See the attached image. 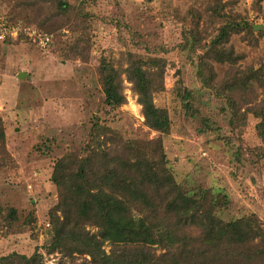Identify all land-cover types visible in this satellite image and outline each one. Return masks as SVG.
<instances>
[{"label": "trees", "instance_id": "trees-1", "mask_svg": "<svg viewBox=\"0 0 264 264\" xmlns=\"http://www.w3.org/2000/svg\"><path fill=\"white\" fill-rule=\"evenodd\" d=\"M94 1L14 0L18 14L6 18L20 17L47 32L67 25L72 35L61 50L88 62L95 44L91 19L97 15L89 8ZM225 4L211 0L202 11L189 5L181 16L186 20L182 39L174 47L194 63L201 85L224 102L230 134L200 114L193 102L195 92L181 76L174 85L183 112L199 117L198 132L215 131L231 143L240 137L250 114L264 143V95L257 100V93H264V60L254 66L245 46L238 45L246 40L253 46L264 29L255 34L249 18ZM252 7L264 17L261 0H252ZM108 19L125 26L132 45L144 52L128 47L112 59L100 50L95 70L104 103L115 108L126 101V79L144 124L158 134L127 139L101 131V140L55 159L50 178L56 201L48 210V249L62 256L84 255L82 264H264V222L259 215L250 211L225 218L222 211L229 199L222 187L187 189L170 167L164 139L170 134L171 118L168 109L154 100L156 80L161 83L167 64V48L159 45L156 51L122 19ZM234 151L239 161L240 146ZM0 153L7 154L1 118ZM0 225L21 229L15 207L0 208ZM0 264H43L42 254L37 248L29 254L11 250L0 255Z\"/></svg>", "mask_w": 264, "mask_h": 264}, {"label": "rangeland", "instance_id": "rangeland-1", "mask_svg": "<svg viewBox=\"0 0 264 264\" xmlns=\"http://www.w3.org/2000/svg\"><path fill=\"white\" fill-rule=\"evenodd\" d=\"M209 1L95 0L89 7L97 16L91 19L95 44L88 62L68 57L61 50L72 35L67 25L51 31L52 41L45 46L24 37L0 41V118L7 149V154L0 153V208L15 207L21 223V229L0 225V255L11 250L29 254L37 248L43 264H82L84 255L62 256L48 249V210L56 201V187L50 178L53 162L69 150H81L101 140V131L127 139L158 134L144 124L140 104L126 79V101L115 108L104 103L95 70L100 50L112 59L128 47L144 52L132 45L125 26L109 21L110 17L122 19L137 30L156 51L159 45L167 48V64L161 83L156 80L154 100L168 109L171 118L164 146L175 177L190 190L198 185L222 187L229 199L222 211L225 218L255 211L264 222V143L254 128L256 119L249 114L240 137L231 143L215 131L198 132L199 117L183 112L179 89L174 85L181 76L193 88V102L200 114L230 134L224 102L201 85L194 63L174 47L182 39L181 16L188 6L202 11ZM225 2V8L249 18L255 34L264 29L263 14L252 7V0ZM14 4V0H0V14L15 17L18 11ZM257 38L253 46L246 40L238 44L248 50L247 59L253 60L254 66L264 60V33ZM21 71L25 75L19 76ZM257 94V100L264 95L260 91ZM237 145L239 161L235 159Z\"/></svg>", "mask_w": 264, "mask_h": 264}, {"label": "built area", "instance_id": "built-area-1", "mask_svg": "<svg viewBox=\"0 0 264 264\" xmlns=\"http://www.w3.org/2000/svg\"><path fill=\"white\" fill-rule=\"evenodd\" d=\"M8 37H24L33 43L45 46L50 43L52 33L20 21H10L5 15L0 14V41H4Z\"/></svg>", "mask_w": 264, "mask_h": 264}, {"label": "water", "instance_id": "water-1", "mask_svg": "<svg viewBox=\"0 0 264 264\" xmlns=\"http://www.w3.org/2000/svg\"><path fill=\"white\" fill-rule=\"evenodd\" d=\"M257 27H258L257 25H255V24L253 25L254 29H256ZM23 75H25V72H22V71L19 72V76H23Z\"/></svg>", "mask_w": 264, "mask_h": 264}]
</instances>
